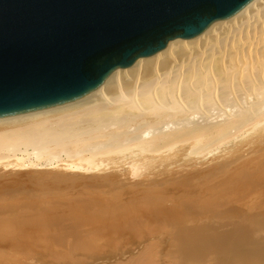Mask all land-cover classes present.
Returning a JSON list of instances; mask_svg holds the SVG:
<instances>
[{
	"label": "bare ground",
	"instance_id": "bare-ground-1",
	"mask_svg": "<svg viewBox=\"0 0 264 264\" xmlns=\"http://www.w3.org/2000/svg\"><path fill=\"white\" fill-rule=\"evenodd\" d=\"M169 220L176 264H264V0L0 118V245H112Z\"/></svg>",
	"mask_w": 264,
	"mask_h": 264
},
{
	"label": "water",
	"instance_id": "water-1",
	"mask_svg": "<svg viewBox=\"0 0 264 264\" xmlns=\"http://www.w3.org/2000/svg\"><path fill=\"white\" fill-rule=\"evenodd\" d=\"M253 0H0V118L75 101Z\"/></svg>",
	"mask_w": 264,
	"mask_h": 264
},
{
	"label": "rangeland",
	"instance_id": "rangeland-1",
	"mask_svg": "<svg viewBox=\"0 0 264 264\" xmlns=\"http://www.w3.org/2000/svg\"><path fill=\"white\" fill-rule=\"evenodd\" d=\"M166 222L165 228L161 223L160 229L141 232L131 226L124 228L112 245H0V264H176L174 245L162 243L174 234L172 221Z\"/></svg>",
	"mask_w": 264,
	"mask_h": 264
}]
</instances>
